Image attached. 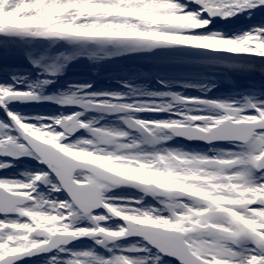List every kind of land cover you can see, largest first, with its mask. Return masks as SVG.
<instances>
[{
    "label": "snow or ice",
    "instance_id": "snow-or-ice-1",
    "mask_svg": "<svg viewBox=\"0 0 264 264\" xmlns=\"http://www.w3.org/2000/svg\"><path fill=\"white\" fill-rule=\"evenodd\" d=\"M257 16L264 0H0V264H264V83L218 90L264 75Z\"/></svg>",
    "mask_w": 264,
    "mask_h": 264
},
{
    "label": "rangeland",
    "instance_id": "rangeland-1",
    "mask_svg": "<svg viewBox=\"0 0 264 264\" xmlns=\"http://www.w3.org/2000/svg\"><path fill=\"white\" fill-rule=\"evenodd\" d=\"M260 17L262 18L264 16H258L257 18H260ZM244 22L246 21L241 20L235 26L241 27ZM116 70H118V66H109L108 68L105 69V72H111V71H116ZM88 71L89 70L85 65H77L75 68L72 69V71L68 73V76L72 78H78L82 75H86ZM102 76H103V73H102ZM254 77L258 79L253 80L252 78ZM93 78L96 79L95 77ZM242 79H248V82H244ZM262 83H264V75H262L259 71H256L255 73H252L250 75L229 73V74L220 76L218 80V90L220 93H227L229 91H232L233 89L248 87L251 85H255L259 87ZM106 84H107V81L105 79H102V78L97 79V86H105ZM58 86L62 87L63 86L62 82ZM47 91L52 92L54 91V89L49 88ZM19 110L25 113H49L55 110V105H51L47 103L34 104V105H20ZM34 165H35V161L28 160L27 158H25L23 161L17 163L15 169H11L8 171L9 172L25 171L30 166H34Z\"/></svg>",
    "mask_w": 264,
    "mask_h": 264
},
{
    "label": "bare ground",
    "instance_id": "bare-ground-1",
    "mask_svg": "<svg viewBox=\"0 0 264 264\" xmlns=\"http://www.w3.org/2000/svg\"><path fill=\"white\" fill-rule=\"evenodd\" d=\"M258 17V16H257ZM257 17H254V21H252V22H257V21H259L260 19H264V17H260V18H257ZM239 22V21H238ZM237 22V23H238ZM246 23H248V21H246V22H244L243 24H242V26L244 25V24H246ZM253 80H257L258 78H256V77H254V78H252ZM263 79V78H262ZM244 82H248V79H242ZM242 82V81H241ZM244 88V87H243Z\"/></svg>",
    "mask_w": 264,
    "mask_h": 264
}]
</instances>
